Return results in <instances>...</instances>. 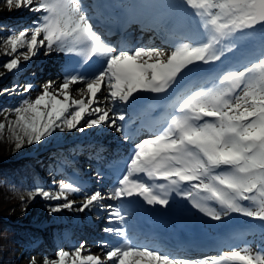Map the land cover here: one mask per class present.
<instances>
[{"label":"snow or ice","instance_id":"6c2138e0","mask_svg":"<svg viewBox=\"0 0 264 264\" xmlns=\"http://www.w3.org/2000/svg\"><path fill=\"white\" fill-rule=\"evenodd\" d=\"M5 3L9 10L27 9L40 14L30 27L3 39L4 54L11 57L3 67L9 73L21 68V56L28 61L40 48L82 56L85 63L95 57L99 65L90 76L69 71L55 94L50 81L34 100L24 99L13 109L16 118L8 120L7 125L0 123V134L7 126L17 149L24 146L25 140L29 145L40 143L57 129H77L82 120L89 128L108 124L121 131L117 119L124 121V115L113 119L109 116L111 107H92L98 103L97 94L102 89L107 93L104 100L112 104L136 103L137 94H167L170 89L175 92L174 86L199 64L220 61L226 52L238 47L239 41L247 38L255 42L258 37L255 58L226 71L217 85L176 94L170 105L175 111L162 128L151 138L134 144L126 170L110 198L131 202V198L138 197L148 205L167 207L171 192H176L213 220L241 213L264 225V0H152L96 5L97 9L122 8L125 23H138L157 32L165 43L173 45L170 52L155 46L111 44L94 30L92 16L82 0ZM178 18L183 20L186 32L177 34ZM20 49L26 51L19 52ZM73 84H84L78 91L87 102L72 98ZM18 87L5 88L0 95L15 92ZM32 88L27 84L23 90L30 92ZM86 115L95 118L85 120ZM78 130L83 132L84 127ZM130 138L125 135V139ZM79 191L71 183H61L55 194L37 187L30 197L66 201L50 209L59 212L73 208L67 193ZM104 199L100 191L87 194L77 210L100 205ZM122 207L123 204L112 213L121 223L125 220ZM104 231L122 238L114 245H103L106 260L99 255H83L81 244L71 253L61 248L55 259L45 257L43 264H198L170 258L147 245H136L123 228L108 227ZM31 264L36 261L33 259ZM211 264H264V246L255 254L251 248L225 251L211 258Z\"/></svg>","mask_w":264,"mask_h":264},{"label":"trees","instance_id":"16d2710c","mask_svg":"<svg viewBox=\"0 0 264 264\" xmlns=\"http://www.w3.org/2000/svg\"><path fill=\"white\" fill-rule=\"evenodd\" d=\"M88 2L94 5L92 14H96L97 17L100 16L99 18L102 20L108 22V14L114 19L122 16L125 22L126 17L123 16L122 8L101 7L97 9L96 5H127L139 2L149 3L152 0H88ZM98 12L102 15H98ZM37 18L38 13L30 12L27 9L12 8L9 10L5 0H0V92L5 88L12 89L15 85H19L15 92L0 95V123L6 125L8 120L16 118L13 109L19 107L20 102L29 97V94L23 93L22 88L31 81V78L35 77V74L30 73L26 78V71L15 72L14 70L9 73L3 67V64L11 59L4 54L3 39L14 31L19 32L30 27ZM127 24L125 30L127 32L119 40L121 43H127L138 37L147 46L165 48L172 45L165 43L157 32L142 28L138 23ZM183 24V20L178 18L175 25L177 34L187 31ZM193 35L196 36L197 34L193 33ZM240 43L247 45L250 43L251 47L254 48H240L235 51L234 54L226 58V63L221 65L219 72L213 69L201 71L205 64H199V67L197 66L179 82L178 91L172 96L175 97L177 93H181L180 91L186 93L201 87H211L213 83L219 82L217 79L222 75V72L225 73L230 69L238 68L247 59H254L253 53L258 54L259 42L254 44L252 40L246 38ZM225 66L226 68H224ZM125 119H127L126 116ZM128 121L133 126L139 124L143 126L149 121V118L143 117L134 119L133 122ZM100 126L101 124L93 126L88 132L84 130L83 132L70 133L64 142L59 141L61 132L56 130L52 136H49V145L43 144L45 138L40 143L31 145L27 144L25 140L24 146L20 149L15 147L16 142L7 126L5 127L3 133L0 134V264H18L22 258L32 255V252L38 253L37 248L40 244H43V248L40 249L39 253L51 256L53 253L50 251V241L53 242L58 251L61 248L74 249L76 241L81 236L79 228H86L80 224H84L88 218H81L79 211L73 205L72 209H61L56 213L69 212L71 216L73 215L70 222H74V225L63 224L61 220L49 224L45 221L44 215L54 213L50 211L51 207L66 201L46 200L39 196L32 199L30 194L37 187H42L55 194L59 191L61 183H71L80 189L90 187L92 179L86 175L90 170L85 165L90 163L89 167L99 170V167H105L106 159L116 154L115 148L104 143V134L108 130L99 128ZM155 127H157L156 121ZM144 134L146 133L141 130L139 136ZM96 174L95 172L94 175ZM231 219L232 216L228 215L214 223L203 222L202 225L207 238L219 245L228 246L231 245L230 241L243 243L244 238L242 236L244 237L245 233H256L257 227L253 226L256 224L255 221L242 218L231 221ZM261 244L264 246V240Z\"/></svg>","mask_w":264,"mask_h":264},{"label":"rangeland","instance_id":"374dc122","mask_svg":"<svg viewBox=\"0 0 264 264\" xmlns=\"http://www.w3.org/2000/svg\"><path fill=\"white\" fill-rule=\"evenodd\" d=\"M82 3L85 5V8L87 9L89 8L88 5H90V2H88V0H82ZM188 10L189 12L192 11L191 9H188ZM39 15L40 14H38V16ZM240 42L242 41L238 42V47L233 52H226L225 55L221 57L220 61L212 62L211 64L207 66L205 65L201 71L213 69L219 72V69L222 67L221 65L226 63V58L229 57L231 54H234L235 51H238V49L240 48H254V47H251L250 43L249 45H247L245 43H240ZM258 42H259V38L257 37L254 44L256 43L258 44ZM228 43L230 42L227 41L226 44ZM140 45L142 44H140L138 41H135L131 47L140 46ZM172 47L173 45H171V47H165L163 49L167 52H170L172 50ZM24 51H26V49L19 50V52H24ZM20 62H21V68L18 70H15V72L26 71L27 73L25 75L26 78L30 73L35 74V77L31 78V81L28 83V84H31L34 89H32L30 92H25L23 90L24 88H22L23 93L29 94L28 95L29 97L27 99L30 98L33 100L42 92L44 85L50 81L52 82L51 90L55 94V92L59 88V86L57 85V81L61 79L60 76L65 78V75L69 71L75 70V72L81 75L90 76L94 68L99 66L98 63L96 62L95 57L93 61L87 65L88 66L87 68H83V66H85L87 63L84 62V58L82 56H78L76 54H70L66 52H60L56 50L48 52L46 48H40L39 51L37 52V55L32 57L28 61H24L23 57L21 56ZM200 65H202V63ZM224 68H226V66ZM188 73H186L184 77ZM223 74L224 72H222V75ZM218 80L219 79H217V81ZM217 84L218 82L216 84L211 85V87ZM83 87H84V84L70 85V95L72 96V98L85 99V101L87 102V98L84 95H82L81 92L78 91V89L83 88ZM177 87H178L177 85L174 86V88H177ZM204 88H210V87H204ZM171 91L173 90L170 89L169 93H167L169 95L152 94V93H143V94H137V95H138V100H140V98H142L143 96L148 97L147 101H150V102L152 101L151 107L156 109L157 107L165 106V104L169 101L168 99L170 98V96L172 95L174 96V94L178 91V88L176 89L175 92L170 94ZM105 95H107V93L102 89V92L97 94L98 103L94 104L92 107H96V106L104 107V108L111 107L112 112L109 113V116L112 117L113 119H115L117 116L121 114L132 118L133 116H136L135 112H138L139 111L138 109H140L139 107H137L138 106L137 102L136 103L130 102L129 104H122V103L116 102L115 104H112L110 101L104 100ZM58 98L63 99L62 96H58ZM174 111L175 110L173 108L167 109V112L171 114H173ZM160 112L161 111H158L155 114V117L159 115ZM90 118H95V116L89 117L86 115L84 119L87 120ZM117 124L121 126L122 128L121 131H116L114 127H111L108 124H101L99 128H104L105 130H108L104 134V137H105L104 143L108 144L112 148H115L116 149L115 152L117 154L123 150V157H119L113 160H112L113 158L112 156L109 157L108 159L109 161H107L106 169L105 168L102 169L104 173L96 175V176L94 175V170L91 167H89L90 163L85 165L86 168L90 170L86 175L87 177L92 179V182L90 184L91 186L85 189H81V191L79 192L67 193L68 200L74 202L73 205H75L76 210L82 206L83 202L86 199L87 194H91L95 191H100L101 194L105 197V199L100 202V205H102V207L100 205H94V206H90L84 211H79V216L81 218L84 219L85 217H87L88 219L86 220V222H84V224H80V226L82 227L84 226L86 228L81 229L78 227L80 229L78 230L80 231L81 236H80V239L76 241V244L74 247L76 248L80 246L81 244H83L84 245V249L82 250L83 255H88V254L99 255L102 260H106L105 252L107 251V249L103 247L105 243L109 245H114L118 241H122V238L118 237L114 233H107L104 231V229L108 227H111V228L119 227V228H123L126 230L127 225L133 223V220L131 219V217H128L126 215H125V220L123 223H121L117 217L112 215V213L115 211V208L120 207V206H119L118 200H113L110 198V193H111V190L116 186L117 180L121 178L122 175L124 174L127 164L129 163V158L133 151V147H134V145H130L128 140L125 139V135L130 134L129 130L127 129L128 124L118 119H117ZM80 126H83L84 130H87V132L90 129L89 127L85 125L84 120L81 121L77 129H72V130L65 129V131L63 132L57 129L58 131L61 132L59 141L64 142L70 133L78 132L79 131L78 129ZM141 140L143 139H139V142ZM43 144H45V146L49 145V137L44 139ZM157 183H161V182H157ZM163 183H166V182L164 181ZM182 187L187 188L189 186L184 185ZM185 199L187 198L184 197L183 195H178L176 192H171L169 196V204L167 207L162 206V205H155V206L163 208L167 211L175 210V213L177 214V216H180L187 209L183 205V202ZM60 201L62 202L63 200H59L58 202ZM244 203L247 204L248 202H244ZM213 206L218 208L217 205H213ZM191 208H192L191 213L196 221L198 222L207 221L210 223L216 222V220L214 221L211 217L207 216L206 214L200 212L198 209L193 207L192 203H191ZM122 214L124 215L123 211H122ZM229 215L232 216L231 221H234L235 219H238V218H242L245 220L247 219L248 221L256 222V224L253 225L255 227H258L256 228V233H248V234L245 233L246 235H244V237L242 236V238H244L243 243H241L240 246H238V248L233 249V250H240V249L251 247L253 254H255L256 251L259 248H261L260 245H262L261 243L264 240V225H262L259 220L252 218V217H246L241 213H231ZM44 217H45V221L48 222L49 224L57 223V221L61 220L63 224L67 225L70 223V226L74 225L73 224L74 222H70L73 219L72 218L73 215L71 216L69 212L67 211H65L64 213L61 212V214L56 213V212L52 214H45ZM180 230L181 229H178V231L176 232V236ZM199 234H200V230H197L195 232V235L199 237L198 236ZM191 239H192V235H191ZM130 242L136 245H140V246L145 245V244H139V241H130ZM50 246H51L50 251H52L53 253L51 256H48L46 254L39 253V252L38 253L32 252V255H30L29 257L22 258L21 261L18 262V264H31V261L33 259L36 261V264H43V260L45 257H48L49 259H55L56 258L55 253L58 250L57 248H55L52 241H50L49 247ZM175 246H178V244ZM64 250L71 253L73 252L74 249H64ZM172 250L173 251H170L169 253H167V255H169L170 258L186 259L185 257H180L178 255H172L171 252L177 251L174 248H172ZM200 251H204V250H200ZM161 254H165V253L161 252ZM203 255L204 253L200 254V256H202L200 258L188 259V260L198 262V264H203L204 261H208L209 264H211V258L219 257L221 254L217 256H212V255L203 256ZM191 256H195V255L193 254ZM69 264H71L70 261H69Z\"/></svg>","mask_w":264,"mask_h":264},{"label":"bare ground","instance_id":"6f19581e","mask_svg":"<svg viewBox=\"0 0 264 264\" xmlns=\"http://www.w3.org/2000/svg\"><path fill=\"white\" fill-rule=\"evenodd\" d=\"M161 36V35H160ZM162 37V36H161ZM61 77V79L59 80V81H57V85L59 86L62 82H63V80H64V77H62V76H60ZM169 224H166V223H164V227H166V226H168ZM259 232V231H258ZM171 235V233H169L166 237H164V238H162V239H159V240H156L155 242H164V241H166V239L168 238L169 240H170V238H169V236ZM156 236V235H155ZM41 248H43V244H40V245H38V248H37V251L38 252H40V249Z\"/></svg>","mask_w":264,"mask_h":264}]
</instances>
